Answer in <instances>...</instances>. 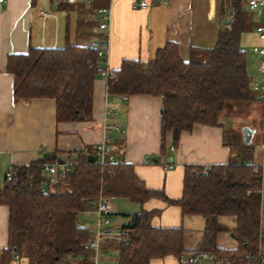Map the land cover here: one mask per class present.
<instances>
[{"label":"trees","instance_id":"obj_1","mask_svg":"<svg viewBox=\"0 0 264 264\" xmlns=\"http://www.w3.org/2000/svg\"><path fill=\"white\" fill-rule=\"evenodd\" d=\"M240 3L231 2L235 12L231 23L220 31L214 47L203 51L202 60L184 61L178 45L169 41L150 61L124 59L119 69L110 71V95L162 97V154L168 135H172L175 148L181 131L192 130L196 123L218 125L228 102L257 99L248 73L249 57L240 44L246 19ZM98 52L97 45L67 43L10 54L7 70L13 75L14 98H55L58 121L91 118L94 80L101 73ZM89 155H96L94 146L79 151L78 164L55 182L41 167L43 162L56 160L55 156L14 166L13 178L0 187V203L9 207V245L0 249V264H9L13 254L22 251L35 264H60L68 256L87 257L86 244L92 235L78 224V214L91 208L88 204L97 202L101 192L139 205L152 197L164 198L181 206L184 214L202 215L206 220L202 240L188 251L183 227L153 226L157 211L142 208L122 226L130 233L126 241L117 244V264H151L152 259L167 255L182 259L189 254L190 259L201 252L227 258L231 264H264L259 257L264 243L262 196L257 190L261 176L254 161L241 158L226 164L185 165L182 196L170 199L162 190L146 187L131 163L115 160L101 164L91 161ZM221 215L234 216L235 227L221 224ZM222 232H231L237 249L218 247Z\"/></svg>","mask_w":264,"mask_h":264},{"label":"crops","instance_id":"obj_2","mask_svg":"<svg viewBox=\"0 0 264 264\" xmlns=\"http://www.w3.org/2000/svg\"><path fill=\"white\" fill-rule=\"evenodd\" d=\"M233 0H148L146 9L136 8L135 0H6L0 9V187L5 184L2 176L15 165H29L46 156L56 160L69 159L74 151H81L110 134L112 154L134 166L135 172L146 187L162 190L170 199H179L183 193L185 165L226 164L240 158L233 143L226 139L222 124L215 126L196 123L192 130H183L179 143L174 148L172 135L167 137L165 153L161 147L162 97L138 95H110L107 77L101 73L94 80L92 115L89 119L58 121L56 99L36 97L29 100L16 99L13 95V75L7 70L8 56L26 53L30 47H62L67 43L97 45L106 41L109 45L106 59H101L99 69H119L124 59L148 62L154 58L158 48L169 41L178 45L184 61L202 60L203 51L214 47L220 31L229 25ZM112 9L110 29L100 28L98 9ZM48 16L42 18L40 11ZM241 13L245 15L244 30L240 35L241 47L249 54L260 40L256 27L264 20V7L250 9L246 0H241ZM259 56V54H257ZM253 56L250 55L249 59ZM253 64L248 61L251 87L254 80ZM259 70V64H258ZM260 72V70H259ZM258 99V98H257ZM109 106L115 110L114 122L105 130V117ZM115 125L121 126L117 131ZM242 145L257 141L262 151L260 164L264 161L261 143L264 139V122L260 127L254 122L244 124ZM172 160H169L171 159ZM54 160V161H56ZM46 161V162H54ZM172 164V167L170 166ZM57 181L52 178L51 182ZM2 183V184H1ZM264 195L262 196V224L264 227ZM78 214V224L96 234V202ZM155 210L152 225L156 227H183L184 247L193 251L203 238L206 220L202 215L184 214L182 207L164 198L152 197L142 205L126 198H112V215L120 212L124 222L140 209ZM132 211V212H127ZM219 222L233 229L235 218L221 215ZM113 223L109 225L114 237L102 242L105 254L114 250L119 240L115 237ZM264 232V231H263ZM218 247L233 250L238 243L231 232H222L217 238ZM9 245V207L0 203V249ZM111 247V248H110ZM118 252V251H117ZM116 252V254H117ZM15 252L9 264H35L25 254ZM93 250L87 257L68 256L70 264H93ZM260 254L264 262V243ZM64 258V259H65ZM189 259V254L184 256ZM117 258H112V260ZM113 263V262H112ZM151 264H183L173 255L154 258ZM205 264H214L207 258Z\"/></svg>","mask_w":264,"mask_h":264},{"label":"built area","instance_id":"obj_3","mask_svg":"<svg viewBox=\"0 0 264 264\" xmlns=\"http://www.w3.org/2000/svg\"><path fill=\"white\" fill-rule=\"evenodd\" d=\"M69 3H75L77 0H66ZM248 2V6L250 9L254 10L259 7H264V0H246ZM6 0H0V9H2L5 5ZM134 6L136 8L146 9L149 7L148 0H135ZM98 15L100 17V28L102 29H110L111 21H112V9L109 7H101L98 9ZM235 14L234 11L231 13V17ZM40 15L42 18H46L48 16V12L46 10L40 11ZM256 31L260 40L264 41V20L261 24L256 27ZM109 45L105 41H101L99 44V57L106 59V54L108 51ZM253 52L259 54L260 56H264V45L256 44L253 46ZM101 62V59L98 61V67ZM259 70L261 73V78L254 85L253 89L256 91L257 98L264 101V61L259 63ZM110 71L102 70L101 74L105 77H108ZM116 117L115 110L112 106H109L106 112L105 117V130L108 125L114 122ZM117 131H121L122 128L119 125L114 126ZM110 134L105 132L104 138L95 144L96 157L97 161L101 164H104L108 161H115V157L112 154V148L110 145ZM261 148L264 151V139L261 143ZM79 151H74L69 159L66 160H56L54 162H43L41 163L42 171L48 175L51 179L58 177H66L68 173H70L74 166L78 164ZM121 161V160H120ZM172 167V164H170ZM255 171L260 173L261 179L258 182V191L261 196L264 195V161L260 164H256ZM207 170L205 171V173ZM7 179L11 180L14 176V171L7 173ZM251 190L248 191L250 193ZM96 210H97V227L95 236L90 239L86 246L89 249L93 250V264H113L112 258L115 257L116 251L109 250L107 254L104 253L102 248V242L107 237H114L112 230L109 228L111 224V213H112V198L107 194L101 192L98 200L96 202ZM129 230L121 229V232L115 237L119 241H126L127 236L129 235ZM261 236L264 237V232L261 233ZM16 257H19V253H16ZM246 257H249L246 254ZM259 257H262L259 254ZM207 258H212L214 260V264H231L227 258H217V256L213 253H205L201 252L195 255V259L191 264H205V260ZM183 264L189 261L182 257Z\"/></svg>","mask_w":264,"mask_h":264},{"label":"rangeland","instance_id":"obj_4","mask_svg":"<svg viewBox=\"0 0 264 264\" xmlns=\"http://www.w3.org/2000/svg\"><path fill=\"white\" fill-rule=\"evenodd\" d=\"M261 44V43H258ZM264 45V44H263ZM254 46V45H253ZM249 50L248 57L250 55L253 56L252 59H249L250 62H255L253 64V73L252 76L254 80H260L261 73L258 70V64L261 61H264V56H258L257 54H253L251 49ZM253 50V47H252ZM254 95L257 97L256 91H254L252 87ZM219 123L224 126L226 139L233 143V149L236 152H240V158H245L248 161H261L262 157V151L259 150L257 141L253 144H249L247 146H243L242 150L240 151L239 144H242V133L244 129V124H252L256 123L258 127L261 128L263 122H264V101L261 99H255L248 102H228L223 110L220 112L218 117ZM12 171V170H11ZM10 171V172H11ZM3 181H6L4 179V176H2V183ZM1 183V184H2ZM264 198V197H263ZM132 212V211H127ZM120 212H115L111 218V222L113 223V231L118 235L121 232V222H124L125 219H122V216L119 214ZM95 219L97 221L98 218ZM113 249L117 252L116 245H111ZM111 248V247H110ZM22 254H26L25 251H22ZM114 258H117V254ZM114 260V259H113ZM60 264H70L69 260L66 258L62 259ZM113 264H117V259L113 261Z\"/></svg>","mask_w":264,"mask_h":264},{"label":"water","instance_id":"obj_5","mask_svg":"<svg viewBox=\"0 0 264 264\" xmlns=\"http://www.w3.org/2000/svg\"><path fill=\"white\" fill-rule=\"evenodd\" d=\"M227 22L230 23L231 21H227ZM161 112H162V109H161ZM89 158H90L91 161H94V162L97 161V157H96L95 155H89ZM169 160H172V158L169 159ZM5 178L7 179V176H5ZM44 189L47 190V189H48V186L45 185V186H44ZM90 204H94V203L91 202V203H89V205H90ZM194 259H195V255L191 256L190 259H189V261H187V262L184 263V264H191V262H193Z\"/></svg>","mask_w":264,"mask_h":264}]
</instances>
